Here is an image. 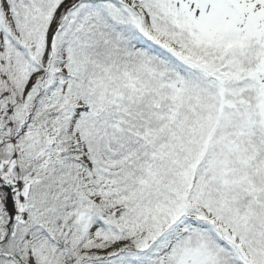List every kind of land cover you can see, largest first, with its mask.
<instances>
[{
  "label": "snow or ice",
  "instance_id": "6c2138e0",
  "mask_svg": "<svg viewBox=\"0 0 264 264\" xmlns=\"http://www.w3.org/2000/svg\"><path fill=\"white\" fill-rule=\"evenodd\" d=\"M0 264H264V0H0Z\"/></svg>",
  "mask_w": 264,
  "mask_h": 264
}]
</instances>
